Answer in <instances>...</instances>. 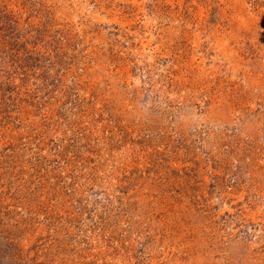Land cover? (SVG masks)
Segmentation results:
<instances>
[{
    "label": "rangeland",
    "instance_id": "rangeland-1",
    "mask_svg": "<svg viewBox=\"0 0 264 264\" xmlns=\"http://www.w3.org/2000/svg\"><path fill=\"white\" fill-rule=\"evenodd\" d=\"M0 264H264V0H0Z\"/></svg>",
    "mask_w": 264,
    "mask_h": 264
}]
</instances>
